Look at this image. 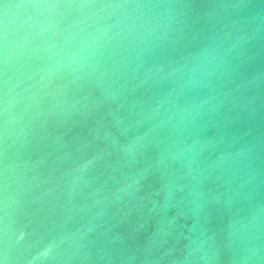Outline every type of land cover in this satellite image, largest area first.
<instances>
[{
  "label": "water",
  "instance_id": "95a60500",
  "mask_svg": "<svg viewBox=\"0 0 264 264\" xmlns=\"http://www.w3.org/2000/svg\"><path fill=\"white\" fill-rule=\"evenodd\" d=\"M0 264H264V0H0Z\"/></svg>",
  "mask_w": 264,
  "mask_h": 264
}]
</instances>
